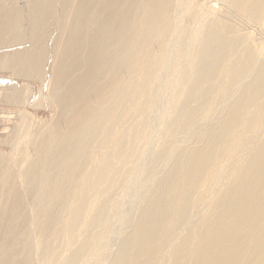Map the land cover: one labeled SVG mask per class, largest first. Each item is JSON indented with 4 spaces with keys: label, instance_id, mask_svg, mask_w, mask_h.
Here are the masks:
<instances>
[{
    "label": "bare ground",
    "instance_id": "1",
    "mask_svg": "<svg viewBox=\"0 0 264 264\" xmlns=\"http://www.w3.org/2000/svg\"><path fill=\"white\" fill-rule=\"evenodd\" d=\"M181 2L0 0V67L49 87L6 101L55 115L0 152V264H264V58Z\"/></svg>",
    "mask_w": 264,
    "mask_h": 264
},
{
    "label": "rangeland",
    "instance_id": "2",
    "mask_svg": "<svg viewBox=\"0 0 264 264\" xmlns=\"http://www.w3.org/2000/svg\"><path fill=\"white\" fill-rule=\"evenodd\" d=\"M179 1L180 2L182 1L181 3H185V8H188L189 6H191V11L193 9L192 12H194L195 14H198V18L201 17L200 18L201 20L203 19L201 21L202 23L207 18H210V17L211 18L212 17H220L223 14H224L223 16H226L229 19L233 20V23L236 25V27L238 29H241L242 30L241 32L242 33L244 32V35L245 36L249 37L248 39H250V43L254 46L255 50L258 53H261L262 57L264 58V29H263L264 28V25L261 26V24H257V23L251 22V21H249V20H247V19H245L243 17H237L234 13L228 12L226 6L224 5L225 4L224 3V0H219V1H217V0H207L206 3H205L206 0H179ZM214 2H215V4L218 2V4H216L217 6L214 4ZM19 5H20V7H23V6H25V2L24 1H20ZM212 8H214V9H212ZM202 10L205 13H203ZM181 14H182V10L179 12V20H182L181 22L183 23V25H185L190 30L191 29H193V30L195 29L196 30V27L198 25L197 22H195L194 20L190 19L189 18L190 16L189 15H186L188 13L182 14L183 17H182ZM208 14H210L211 16L208 15ZM180 15H181V18H183V19L180 18ZM172 16H174V14H172ZM259 26H261V27H259ZM260 29H262V30H260ZM16 48H18V47H16ZM16 48H14V49L13 48H8L7 49L6 48V44H5L0 49V55H7V54L11 53L13 50H15ZM261 48L263 49L262 51H261ZM167 84H166V87H165L166 88L165 91L168 90L169 87H170V85L169 84L167 85ZM13 86H20V87H23V88L24 87H28L29 90L31 91V93L35 94L37 92L36 95L39 94V96H41L45 100L48 98V94H49V87H48V81H47V79H44V80H30L29 81L27 79H23V78H20V77L18 78L17 76L14 75V73H13V71L11 69H7V68L0 67V152L2 151V154H6V153L7 154H11L12 153V148L8 144V141L10 139L9 134H10V131L13 129L15 122L18 121V117H20V114H25L24 116H29V117H27V119L29 120V121H27L28 122L27 124H30L31 125V126L28 125L29 127H31V129H32V127L33 128H37L39 126H42L43 124H41V123H44L45 122V124H46V121L48 123H50V121H52L54 119V116H55L53 110L47 105V103H42V104H39V105H34V104H31L30 103L27 106L25 105L26 106L25 107V106H21L19 103H16V102H7L6 101V95H7V93L10 92V89ZM31 86H33V87H31ZM38 89H40L42 91H40V90L38 91ZM43 90H45V91H43ZM47 91H48V93H47ZM166 93L168 95L170 94V92H168V91H166ZM166 93L164 94L165 96H166ZM44 94H45L46 98H45ZM164 95L162 97H164ZM164 98L166 100H168V99H170V95H169V97L166 96ZM21 111H22V113H21ZM26 111H27V113H26ZM161 111L164 112V113H166V110L163 111L161 109ZM161 111H159L160 114H161ZM128 112H130V111L129 110L125 111V113H124V116L125 117L127 115H129ZM164 113H162V114H164ZM130 116L131 115L127 116V118L129 119ZM5 117H7V118H5ZM127 118H125L124 121H128V123H129L130 120H128ZM33 120L35 122L32 125ZM40 120L41 121H44V122H40ZM124 121L122 122L123 123V126L125 124V128H127L128 131H129L132 128V127H130L132 125V123L130 121V123L129 124L127 123L128 124L127 125L126 122H124ZM39 123L41 125H38ZM10 128H11V130H10ZM120 128L118 126V129L122 130V132L123 131L124 132L127 131V129H125L124 127H122V125L120 126ZM116 131H117V129H116ZM118 132H119V130H118ZM22 141H24V137L23 136H21V142ZM110 143H112V142L109 140V143H108L109 145L106 146L105 149L108 150L109 148L112 147L111 145H113V144H110ZM155 146H156V144H155ZM14 248H16V246H14Z\"/></svg>",
    "mask_w": 264,
    "mask_h": 264
}]
</instances>
